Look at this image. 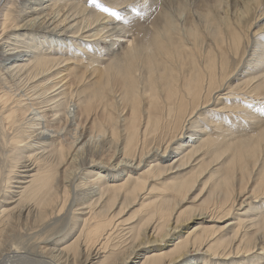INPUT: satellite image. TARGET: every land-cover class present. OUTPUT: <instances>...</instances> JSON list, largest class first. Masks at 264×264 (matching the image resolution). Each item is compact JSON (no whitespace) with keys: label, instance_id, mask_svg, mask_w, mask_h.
<instances>
[{"label":"bare ground","instance_id":"1","mask_svg":"<svg viewBox=\"0 0 264 264\" xmlns=\"http://www.w3.org/2000/svg\"><path fill=\"white\" fill-rule=\"evenodd\" d=\"M262 21L0 0V264H264Z\"/></svg>","mask_w":264,"mask_h":264},{"label":"rangeland","instance_id":"2","mask_svg":"<svg viewBox=\"0 0 264 264\" xmlns=\"http://www.w3.org/2000/svg\"><path fill=\"white\" fill-rule=\"evenodd\" d=\"M264 23V21H262V23L261 24H263ZM186 205V204H185ZM191 205H186V207H190ZM185 207V208H186ZM51 238H53V237H51ZM50 238V239H51ZM30 258V259H29ZM27 260H26V262H19V264H44V263H42V260L40 259V258H36V257H33V256H30Z\"/></svg>","mask_w":264,"mask_h":264},{"label":"snow or ice","instance_id":"3","mask_svg":"<svg viewBox=\"0 0 264 264\" xmlns=\"http://www.w3.org/2000/svg\"><path fill=\"white\" fill-rule=\"evenodd\" d=\"M104 11H110V9H108V8H105V9H103ZM133 10L135 11V8H133ZM113 15H116L117 17H118V13H113Z\"/></svg>","mask_w":264,"mask_h":264}]
</instances>
